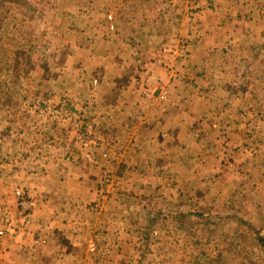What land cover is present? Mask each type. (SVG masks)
I'll return each instance as SVG.
<instances>
[{
    "label": "rangeland",
    "instance_id": "1",
    "mask_svg": "<svg viewBox=\"0 0 264 264\" xmlns=\"http://www.w3.org/2000/svg\"><path fill=\"white\" fill-rule=\"evenodd\" d=\"M35 1L31 3L33 12L28 13L30 19L11 8H0V241L25 231L34 215L36 194L41 191V173L48 170L49 177L58 180L66 171L71 173L67 178L82 180L83 193L92 195L86 202L89 211L67 210V215L71 219L92 218L94 224L98 218L105 221V236L76 242L77 251L72 247L75 264H208L203 253L215 255L221 249L228 250L225 264H264V256L251 250L256 236L247 227L226 224L218 234L231 246L219 250L208 243L200 226L194 227L191 239L178 230L180 210L204 212L203 220L213 225L217 223L212 216L215 210L235 213L262 227L264 148L242 160V178L227 173L233 188L226 191L221 183L225 180L214 175L189 179L167 170L163 161L151 163L155 151L150 148L141 152L149 162L139 161L140 149L132 145L136 138L133 130L107 127L108 113L111 116L122 102L110 111L105 99L90 96L104 87L101 76L107 77L103 66L108 65L109 45L114 52L121 50L114 67L124 66L130 76L125 90L138 91L136 79L148 71L139 62L150 56L165 68L164 77L183 78L195 65V73L209 78H201L197 86L211 91L212 122L218 123L207 139L220 144L227 139V146L220 151L234 163V153L242 149L247 154L252 139L264 145V50L255 61L250 59V66L240 65L242 58L250 57V48L264 40V0L226 1L233 6V15L225 22L248 24L257 33L246 42L242 37L244 44L237 40L240 37L221 39L214 52L205 50L211 47L212 34H203L218 8L209 0ZM202 41L203 46L196 50V43ZM75 51L80 64L74 71L91 79L88 99L79 93L81 88H76V97L67 94L65 59L76 56ZM113 72L109 74L112 77ZM163 84L149 101L158 97L159 101L168 100ZM64 156L70 161H63ZM254 165L258 171L253 172ZM221 176L225 178L218 174ZM48 186L59 197V189ZM69 191L81 189L71 185ZM65 197L67 207L74 203V197L63 194ZM74 199L81 202L80 196ZM100 205H104L102 213L97 211ZM206 209L211 211L206 213ZM149 210L152 216L162 212L156 225L148 228L151 232L146 229ZM68 216H62L63 221L68 222ZM113 217L122 223L111 231L125 234L122 238L106 235ZM69 228L73 230L67 224L66 231ZM70 244L60 242L59 251L68 253L65 248ZM66 256L69 263V254Z\"/></svg>",
    "mask_w": 264,
    "mask_h": 264
},
{
    "label": "crops",
    "instance_id": "2",
    "mask_svg": "<svg viewBox=\"0 0 264 264\" xmlns=\"http://www.w3.org/2000/svg\"><path fill=\"white\" fill-rule=\"evenodd\" d=\"M209 1L214 2L218 8L216 16L210 21V25L207 26V32H203V34H212L209 40L211 47L208 46L205 50L210 49L214 52L219 49V41L223 39L224 42L228 36L234 37V39L240 37L237 39L240 42H242L243 37L246 42L254 37V33H257L251 26L248 27V24H228L225 22L226 19L232 18L231 15H233V6L227 4V0ZM231 2L239 4L240 1L231 0ZM244 37L246 38L244 39ZM234 39L232 43L236 44ZM227 41L230 46L231 40L227 39ZM242 43L244 44V41ZM107 44L109 45V43ZM203 44L204 41L196 43L195 49H200ZM75 46L76 44H74ZM107 48L108 65L103 66L107 77L105 79L101 76V83L104 87L101 91L90 95L105 99L107 106L111 107L110 111L118 106L120 101L122 102L121 104L123 105L117 111H113L111 116L108 113L107 123L109 125L107 127L123 132L133 130L136 138L132 145L137 147V150L140 149L139 155H137L139 161L149 162V157L142 155L141 152L142 149L147 148L149 150L150 148L151 151H155L153 157H151V163L155 162V159L163 161V163L167 164L165 167L168 168L167 170H174L178 176L189 177V179L190 177L202 175H214L217 180H225L221 181V183L224 184L226 191H232L233 184L230 179H226L229 176L227 173L237 174V176L240 175L242 178V174L239 171V168L243 170L242 160L256 154L257 150L260 151V148H264V145L255 143L254 139H252L250 150H245L247 154H244L245 152L242 149H238L234 153L232 159L235 162L233 163L229 161L230 159L225 158L227 157L225 151L224 153L220 151V148L223 150V147L227 146V139L222 144L218 140L207 139L209 134L215 131L218 123L212 122L214 120L212 117L214 110L208 100L211 91L205 89L203 85L197 86V83L200 82L201 84V78L206 81L209 78L206 75L195 73L196 71L192 70L197 69L195 65L192 66V69L190 68V70L183 73V78L180 75H177V77L175 75L174 77L173 75L164 77L166 74L165 68L160 66L154 57L150 60V56L146 61L139 62L148 71L143 77L139 75V79L135 78L138 91H134V89L125 90L130 82V76H128L126 71H123L124 66L121 65L117 69L114 67L117 66L116 61H119L118 55L121 50L114 52L115 49H112L110 45ZM74 55L76 56L64 58V74H67L65 76L67 77V83H69L67 94L76 97L78 96L76 88H81L79 93H84L82 96L88 99L90 96L87 94L92 89L90 84H88L91 79L74 71L80 64L76 51ZM112 69L115 70V73ZM112 72L113 77L109 75ZM200 75L204 77H200ZM199 79L200 81H198ZM162 80L168 89L167 93L169 92L168 100L159 101L158 99H162L158 97L154 101H149L151 100L150 98L157 94L156 89L160 83L163 84ZM107 85H111V87H107ZM144 89H146V94L143 92ZM108 101L111 104L107 103ZM55 107L60 108L59 105H55ZM214 138L216 139V135ZM65 160L70 161L68 157L64 156L63 161ZM256 170L258 171V166L254 165L253 172ZM46 172L41 173L42 184L39 189L41 191L36 194L38 200L33 212L34 215L28 219L25 231H23L22 235L16 237L7 235L0 241V264H75L73 262L75 258L72 247L77 251L76 242L86 241L88 238L91 241L95 237L105 236V221L102 218H98L94 224L91 220L92 218L85 220L71 219L66 213L67 210L75 211V213L81 210L89 211V206L86 205V202L92 198V195H87V192L83 193L82 180L75 181V178H67L71 173L63 171L62 176L59 177V179L63 180L61 184L59 179L58 181L49 177L48 170ZM221 173L225 175V178L223 176L218 177V174ZM52 179L55 180V183L54 181L52 183ZM49 184H52L55 189H59V197H56L57 192H50ZM71 185L80 187L81 191H69ZM172 193L175 194L176 190H173ZM63 194L71 195L72 198L80 196L81 202L73 198L74 203L67 207L68 204L64 203L63 200H67L68 197L62 198ZM70 200L72 199L70 198ZM98 208L97 211L102 213L104 205H100ZM62 216H68V222L63 221ZM61 223L64 226H61ZM121 223L119 218L113 217L109 220L106 227L107 231L109 230L106 233L107 237L116 238L119 235L121 238L124 237L125 234L111 231L114 226L119 228ZM67 224L73 226L72 231L70 228L69 231H66ZM60 242L71 243L69 247L65 248L66 252L69 251L68 253L59 251L61 248ZM67 254H69V263L65 262Z\"/></svg>",
    "mask_w": 264,
    "mask_h": 264
},
{
    "label": "trees",
    "instance_id": "3",
    "mask_svg": "<svg viewBox=\"0 0 264 264\" xmlns=\"http://www.w3.org/2000/svg\"><path fill=\"white\" fill-rule=\"evenodd\" d=\"M31 3H36L35 0H0V8H11L15 12H19L22 15H26L29 19L32 18V16H28L29 12L32 11V4ZM31 10V11H30ZM253 47V48H252ZM250 48V57H244L240 61V65H245L250 66L252 63L250 62L251 60H256L259 56V54L264 50V40L261 42L256 43L255 46H252ZM152 211V210H151ZM151 211L147 213V218H148V223L149 226L146 227V229L151 232L152 230H149L153 228V226L156 225V220H159L160 216L162 215V212L159 211V213L156 216H152L150 213ZM211 211L206 209L205 212ZM206 212V213H207ZM213 218L216 220V224L213 225L214 223L211 222H205L203 219H205V214L204 212H196V211H182L180 210L179 212V226L178 230H183L185 233H187L189 236V239L192 238V236L195 234L191 233L194 227H199L200 226V231H202L204 234L205 232L207 233V241L210 244L215 245V248H224L222 246H231L230 243L223 241L222 234H218V231L221 230L226 224L228 223H234L236 226L239 227H247L249 230H251L255 236H256V243L254 246L251 248L252 251L259 252L261 255L264 256V235L262 232L264 231V220L262 227L257 228L255 225H253L250 221L244 219L243 217H240L236 215L235 213H223L221 211H216L215 213L212 214ZM194 218V219H192ZM188 221V225L185 224L184 221ZM149 228V229H148ZM197 242V241H196ZM195 244H199L195 243ZM225 251H228L226 249H221L220 251L217 252V254H211V253H203L206 255V260L208 264H225L227 260V255L224 254ZM252 257V255H251ZM252 259V258H251ZM249 259L248 263L251 261ZM194 262V259L192 260ZM264 262V260L262 259ZM260 264L261 261H260Z\"/></svg>",
    "mask_w": 264,
    "mask_h": 264
}]
</instances>
